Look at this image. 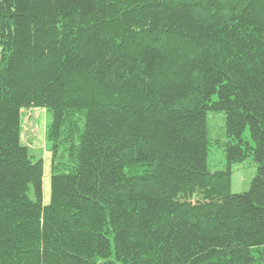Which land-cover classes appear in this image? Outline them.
Listing matches in <instances>:
<instances>
[{
	"label": "trees",
	"instance_id": "1",
	"mask_svg": "<svg viewBox=\"0 0 264 264\" xmlns=\"http://www.w3.org/2000/svg\"><path fill=\"white\" fill-rule=\"evenodd\" d=\"M0 264H264V0H0Z\"/></svg>",
	"mask_w": 264,
	"mask_h": 264
},
{
	"label": "rangeland",
	"instance_id": "2",
	"mask_svg": "<svg viewBox=\"0 0 264 264\" xmlns=\"http://www.w3.org/2000/svg\"><path fill=\"white\" fill-rule=\"evenodd\" d=\"M52 118L51 112L42 107L23 109L21 113V143L28 146L32 157L43 159V202L48 204L51 197V144L47 140L46 130ZM225 114L223 112H209L208 126L210 150L208 164L211 171L225 170L227 159L225 143L228 140ZM244 137L252 140L250 130L246 129ZM231 191L233 193L247 192L251 182L257 174V163L252 156L242 162L234 163L231 167Z\"/></svg>",
	"mask_w": 264,
	"mask_h": 264
}]
</instances>
